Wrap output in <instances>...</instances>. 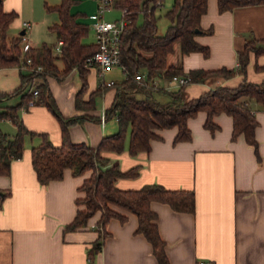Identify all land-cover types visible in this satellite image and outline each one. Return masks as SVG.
I'll list each match as a JSON object with an SVG mask.
<instances>
[{
  "label": "crops",
  "instance_id": "crops-1",
  "mask_svg": "<svg viewBox=\"0 0 264 264\" xmlns=\"http://www.w3.org/2000/svg\"><path fill=\"white\" fill-rule=\"evenodd\" d=\"M118 0H116L117 2ZM62 0H3L6 12H15L16 18L9 28L10 38L26 34L32 46L42 33L56 38L50 29L60 22L59 14L48 6L59 5ZM116 7V6H115ZM114 7V8H115ZM76 9V11H74ZM112 11L107 13L110 19ZM73 13L89 26L92 44L97 42L93 29L97 13L95 0H74ZM116 20V19H115ZM24 22H30L25 29ZM204 31L197 42L210 49L206 57L202 52L170 57L182 61L185 73L192 70L235 69L239 66L238 53L252 37L264 39V4L235 8L220 12L218 0H208V10L201 19ZM53 41V40H52ZM53 44V42H45ZM59 68L64 69L62 62ZM260 66L257 69L256 66ZM87 68V67H86ZM87 90L77 105V94L83 80L77 69L59 79L48 77L50 93L61 114L66 118H87L69 127L74 143L98 147L103 138L114 134L119 126L117 116L102 120L112 105L115 88H108L88 104L92 93L101 85L116 78H106L97 68H87ZM124 71V70H123ZM18 66L0 69V90L13 92L22 84ZM247 80L261 83L264 80V54H251ZM244 76L237 74L230 79L218 77L205 83H190L186 90L190 98L220 86L237 87ZM35 79V83H38ZM162 87L170 81L158 80ZM173 85L170 91L178 89ZM39 98V97H38ZM38 98H35L38 100ZM21 96H14L6 103L16 105ZM258 127L256 139L258 154L248 144L244 135L232 139L233 118L225 113L215 116L218 129L213 133L205 126L204 111L188 120L192 139L175 143L178 128L158 130L160 139L153 140L149 153L132 156L127 149L121 153H106L118 161L123 171L139 168L135 177L120 178L116 185L124 190H137L146 185L160 184L169 190H188L195 193L194 212L174 210L169 204L154 201L151 208L158 215L161 238L166 244L169 264H264V111L254 104ZM26 127L34 132L46 133L52 142L63 143L62 125L57 116L43 103H35L20 110ZM2 129L14 135L17 127L9 120L1 123ZM41 143L40 137L28 136L23 157L12 162L11 173L0 176V264H159L153 245L137 233V215L118 209L127 216L125 222L112 218L101 229V212L89 218L86 226L69 230L81 206L77 204L84 193L79 188L88 172L75 177L70 169L62 180L41 184L32 164V147ZM106 232L102 250L90 255V250Z\"/></svg>",
  "mask_w": 264,
  "mask_h": 264
},
{
  "label": "trees",
  "instance_id": "trees-1",
  "mask_svg": "<svg viewBox=\"0 0 264 264\" xmlns=\"http://www.w3.org/2000/svg\"><path fill=\"white\" fill-rule=\"evenodd\" d=\"M163 0H118L116 7L127 9L123 18L127 25L121 35V65L126 77L108 86L101 85L92 93L88 104H93L97 96L108 88H115L116 96L112 105L105 112V119L117 116L118 130L103 138L98 147L86 143H74L69 134V127L84 121L86 116L73 118L64 117L59 111L47 84L48 77L63 78L72 70L77 69L83 80L82 88L77 94V105L80 107L82 96L87 90L86 60L98 50L96 43L83 42L89 34V26L80 21V15L72 12L74 0H62L59 5L48 6L49 11L59 14L60 22L50 29L57 36V43H43L38 47L31 46L28 52L23 51L22 37L10 38L9 28L16 18L15 12H6L3 0H0V69L18 66L27 73L21 72L22 84L13 92L0 90V176L11 173L12 162L23 157L25 141L28 136L40 137L41 143L32 147V164L41 184L62 180L65 171L70 169L75 177L92 172L79 188L84 197L77 200L80 208L74 221L67 226L76 230L86 226L89 218L97 212L102 213L100 227L112 219L121 222L127 216L118 209L137 215L139 226L137 233L143 234L153 245L159 264H169L166 244L160 236L157 223L158 215L151 208L154 201L169 204L174 210L194 212L196 206L195 193L188 190H169L160 184L146 185L137 190L120 189L116 183L120 178L135 177L139 168L123 171L118 161L106 153L121 154L127 149L132 156L149 153L153 140L160 139L158 130L177 127L178 134L175 143L192 139L188 120L196 117L199 112L207 113L205 126L211 132L219 127L214 118L227 114L233 118L232 139L244 135L248 144L255 148L258 154L256 129L258 121L254 104L264 111V80L253 83L247 80L248 66L251 54L256 57L264 54V39L252 37L247 40L244 48L239 51V66L235 69L221 68L217 70H192L185 73L182 61L171 62L170 57L175 51L176 43L180 44L181 55L192 52H202L210 55L207 46L197 42L200 34L212 33L204 31L201 19L208 10V0H174L166 16L170 21L165 34H159L156 10ZM264 0H218L220 12L235 8L262 5ZM144 16L142 23L140 16ZM59 41H63L61 51L57 52ZM28 59L31 60L28 63ZM62 62L64 69H60ZM43 67V71L34 70ZM260 69V66H256ZM237 74L244 80L237 87L220 86L204 92L197 98H190L187 86L190 83H205L212 78L230 79ZM145 77L146 84L139 83L136 76ZM187 77L189 84L169 91L164 87H155L158 80L173 81L178 77ZM41 81L35 83V79ZM39 90L36 103L47 105L57 116L62 125L63 143L55 145L46 133L29 130L24 124L20 110L29 107L34 99L32 89ZM14 96H21V102L10 105L6 102ZM11 121L17 132L11 135L2 129L1 123ZM4 193L0 198H4ZM106 232H101L99 241L94 244L89 254L94 255L102 250Z\"/></svg>",
  "mask_w": 264,
  "mask_h": 264
},
{
  "label": "built area",
  "instance_id": "built-area-1",
  "mask_svg": "<svg viewBox=\"0 0 264 264\" xmlns=\"http://www.w3.org/2000/svg\"><path fill=\"white\" fill-rule=\"evenodd\" d=\"M97 3V13L95 16V22L93 24V29L97 36V44L99 45V50L91 57L86 60L85 66L87 68H97L101 75H104L105 71L111 67H117L121 65V35L127 25V20L123 17L119 20H108L107 13L112 11L116 5V0H95ZM127 9H123L124 14ZM123 14V15H124ZM25 29L30 26V22H24ZM23 43V51L28 52L31 48V43L28 41L26 34L21 35ZM63 41H59L57 46V52L61 51V46ZM31 60L28 59V63ZM36 73L42 72L43 67H38L34 70ZM136 80L139 83L146 84L145 77L142 75L136 76ZM114 81L106 83L108 86L112 85ZM183 86L189 84V79L187 77H178L173 81H170V85L165 87L167 90H171L173 85ZM155 87H161L158 81L153 83ZM32 93L35 98L39 97V90L35 87L32 89ZM36 99L30 101L29 105H34ZM102 120L105 121V114L102 116ZM199 264H212L210 261H200Z\"/></svg>",
  "mask_w": 264,
  "mask_h": 264
},
{
  "label": "rangeland",
  "instance_id": "rangeland-1",
  "mask_svg": "<svg viewBox=\"0 0 264 264\" xmlns=\"http://www.w3.org/2000/svg\"><path fill=\"white\" fill-rule=\"evenodd\" d=\"M174 0H163V4L157 8L156 10V15L158 17V27H159V34H165L168 30V26L170 24L169 19L166 16V13L168 10L171 9L172 5H173ZM74 11H76V9H74ZM123 10L119 7H115L114 11L112 12V14L110 15V19L113 20H119L123 17ZM144 20V16L141 15L139 22L142 23ZM93 35V31L91 29L90 31V37L85 39V42H90V38ZM37 41H34L35 44L37 45H42L45 42H53L57 43V39L56 38H52V36H49L48 34V30H45L44 33H42V37L40 39H36ZM53 40V41H52ZM180 44L176 43L175 45V51L174 53L171 55L172 57H177L178 55H180ZM126 77L125 72L123 71V68L120 66L117 67H111L109 68V71L106 75V78H116L118 80H122ZM38 81H41L40 78H38ZM82 208H85L84 205H81Z\"/></svg>",
  "mask_w": 264,
  "mask_h": 264
},
{
  "label": "water",
  "instance_id": "water-1",
  "mask_svg": "<svg viewBox=\"0 0 264 264\" xmlns=\"http://www.w3.org/2000/svg\"><path fill=\"white\" fill-rule=\"evenodd\" d=\"M0 196H3V193L2 192H0Z\"/></svg>",
  "mask_w": 264,
  "mask_h": 264
}]
</instances>
